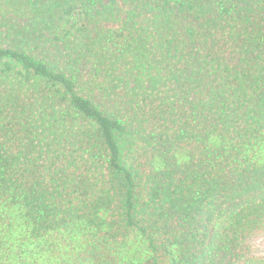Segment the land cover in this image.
I'll return each mask as SVG.
<instances>
[{"label": "trees", "instance_id": "trees-1", "mask_svg": "<svg viewBox=\"0 0 264 264\" xmlns=\"http://www.w3.org/2000/svg\"><path fill=\"white\" fill-rule=\"evenodd\" d=\"M264 0H0V264H264Z\"/></svg>", "mask_w": 264, "mask_h": 264}, {"label": "rangeland", "instance_id": "rangeland-1", "mask_svg": "<svg viewBox=\"0 0 264 264\" xmlns=\"http://www.w3.org/2000/svg\"><path fill=\"white\" fill-rule=\"evenodd\" d=\"M250 249L253 254L264 255V231H260L254 234L250 238ZM162 264H169L168 260L163 258Z\"/></svg>", "mask_w": 264, "mask_h": 264}]
</instances>
